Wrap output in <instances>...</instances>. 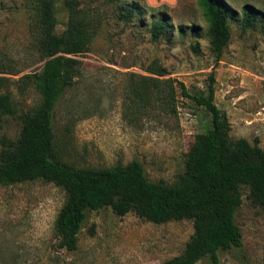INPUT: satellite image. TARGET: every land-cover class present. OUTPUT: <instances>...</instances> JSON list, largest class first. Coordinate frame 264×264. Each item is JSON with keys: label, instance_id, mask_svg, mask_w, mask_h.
<instances>
[{"label": "rangeland", "instance_id": "rangeland-1", "mask_svg": "<svg viewBox=\"0 0 264 264\" xmlns=\"http://www.w3.org/2000/svg\"><path fill=\"white\" fill-rule=\"evenodd\" d=\"M77 1L95 35L88 52L77 57L79 76L55 110L54 143L62 162L103 168L136 160L149 181L173 184L184 171L195 137L211 127L210 114L183 97L179 84L193 96L206 91L212 73L214 104L227 116L230 138L264 149V0H231L237 12L251 2L261 15L246 31L238 18L228 19L230 39L219 60L196 0H181L178 7L177 2L165 4L171 31L157 39L151 38L149 11L123 22L115 0ZM53 17L54 31L60 34L67 22L61 0L55 1ZM33 18L30 0H0V77L7 78V91L17 103L16 115L6 118L0 130V151L3 137H18L21 113L35 110L41 101L34 85L19 91L16 83L43 64ZM178 25L184 33L177 32ZM170 84L174 95H158L156 86ZM65 200L64 190L52 183L0 182V264H163L183 253L193 233L191 220L156 225L133 213L120 217L103 208L86 213L76 250L66 251L57 247L54 232ZM234 222L241 244L219 251V264H264V210L252 204L246 187H241ZM196 264L211 262L206 257Z\"/></svg>", "mask_w": 264, "mask_h": 264}, {"label": "trees", "instance_id": "trees-1", "mask_svg": "<svg viewBox=\"0 0 264 264\" xmlns=\"http://www.w3.org/2000/svg\"><path fill=\"white\" fill-rule=\"evenodd\" d=\"M30 1L35 41L43 64L39 72L26 74L16 83L19 91L27 84L34 85L41 101L35 110L21 113V128L15 140L1 139L0 182L41 180L64 190L66 200L54 228L59 249L75 251L86 213L110 208L117 216L133 213L156 225L191 220L193 233L183 253L163 264H196L206 257L211 264H219V251L241 244L242 235L234 222L235 211L241 204V187L248 189L252 204L264 210V162L246 160L248 157L264 160V149L245 139L230 138L227 116L214 104V74L208 76L206 91L193 96L179 84L183 97L210 114L211 127L195 137L186 155L184 171L173 184L149 181L136 160L125 166H70L56 154L54 114L79 76L82 63L77 57L88 52L95 28L78 8L77 0H61L67 22L63 32L57 34L53 28L56 0ZM115 1L121 21L131 22L149 11L153 18L151 38L170 33L171 16L165 4L157 9L142 0ZM180 1L177 0V7ZM196 3L207 23L209 44L217 60L230 39L228 19L238 18L241 29L246 31L254 27L261 15L258 6L251 2L243 3L238 12L231 0H196ZM177 32H185L182 25L177 26ZM191 34H196L193 25ZM193 47L198 50L199 44L196 42ZM157 75L165 76L162 70H157ZM7 81L0 77V90H6L0 93V130L6 118L17 112V103L7 91ZM156 90L165 98L175 93L171 84L156 86Z\"/></svg>", "mask_w": 264, "mask_h": 264}, {"label": "crops", "instance_id": "crops-1", "mask_svg": "<svg viewBox=\"0 0 264 264\" xmlns=\"http://www.w3.org/2000/svg\"><path fill=\"white\" fill-rule=\"evenodd\" d=\"M146 1L151 6H156L158 3H164L167 5L173 6L177 2V0H146Z\"/></svg>", "mask_w": 264, "mask_h": 264}]
</instances>
